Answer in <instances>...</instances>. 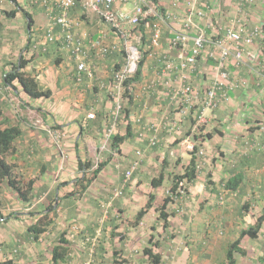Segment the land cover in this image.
Returning <instances> with one entry per match:
<instances>
[{
    "label": "crops",
    "instance_id": "obj_1",
    "mask_svg": "<svg viewBox=\"0 0 264 264\" xmlns=\"http://www.w3.org/2000/svg\"><path fill=\"white\" fill-rule=\"evenodd\" d=\"M1 2L0 127L16 125L20 128L21 134L13 143L9 161L15 164L18 177L33 178L34 184L30 202L20 200L6 182L1 184L0 211L4 219H0V262L10 260V264H36L40 258H44L40 256V253L44 255L42 235L37 241H32L26 230L41 215L40 209L35 213L29 209L35 202L46 198L57 213H51L52 223L43 234L44 241L54 245L62 232L70 241L66 261L60 264H80L77 256L82 254L84 258L86 252L91 259H85L83 264H99V188L96 192H90L93 187L90 186L79 196L78 200L83 204L80 208L73 202V199L77 200L74 197L77 193L72 194V191L77 188L74 181L79 172L78 161L83 162L92 150L102 147L107 140L109 142V137H105L103 132L110 119L109 109H114L117 101V98L110 94L109 86L115 65L120 62L122 64L125 60L124 55L120 53L123 51V40L96 14L77 4L75 8L70 9L69 18L76 21L73 32L82 40L84 56H71L57 43L48 44L46 50L42 51L39 46L33 48L32 45L40 41L43 30L49 24L45 7L38 3L39 1L31 3V0H18L19 5L32 16L33 24L28 29L25 17L20 12L15 18L8 19L5 12L12 9V5L6 0ZM237 3L238 0H211L209 12L221 31L237 16ZM158 4L162 17L152 18L151 22L145 23L141 40L137 43L142 54L140 78L133 82L129 101L126 96L120 99L129 110L124 127L119 126L115 133L124 134L128 124L132 136L120 144L118 152L111 149L112 155L125 156L130 164L138 157L137 152L140 153V164L132 173L127 188V204L132 208L131 216L144 206L149 194L153 195L152 206L140 222L132 226V237L135 240L133 245L139 244L135 235L141 238L147 237L149 233V241L151 233L156 232L157 238L163 237L161 233L166 229L183 235L191 233L194 236L191 249L192 264H223L228 243L233 241L241 230L251 226L264 209V132L258 127L264 121V79L253 76V68H250L263 59L259 50L264 46V42L259 41L258 44L247 48L255 56L250 57L246 64L236 66L230 61L228 65L230 77L245 78L249 83L247 87L228 91L229 99L212 110L200 104L193 107L179 104L181 107H178V104L171 100L169 93L173 88L180 86L179 73L176 70L163 71L162 67L164 60L177 62V50L170 45V39L172 30L178 27L185 3L158 0ZM132 5L133 2L129 1L118 7L130 10ZM250 16L257 23L262 22L260 24L264 26V0H260V4L250 11ZM209 17L199 21L207 33L211 32L205 26ZM156 21L158 37L155 45L151 42L150 24L153 26ZM100 45H114L116 49L110 54L100 56ZM21 56L27 60L23 70L34 76L40 86L49 88L52 91L50 97L32 98L17 81H13L11 85L5 82V75L12 70ZM81 59L85 62L86 70L81 72L80 78L77 79V64ZM215 65L211 60L206 62L202 55V61L197 63L193 70L182 72V76L202 93L204 83L213 77ZM201 70L206 73L205 76L201 74ZM250 79L258 81L251 85ZM174 108L180 110H176L174 116H171ZM92 110L95 111L94 117L88 118ZM33 112H36L41 120H33ZM183 113L190 114L193 121L195 116L201 114L209 124L216 123V120L223 123L224 127L219 126L218 132H213L210 137L207 135L206 139L203 136L198 138L202 140L201 145L204 147L211 141H218V136L222 152L215 156L204 149L206 156L195 158L196 177L191 182L182 181L179 184L177 190L183 189V192L166 206L168 226L164 228L157 209L169 192L170 185L166 184L168 174L163 170L161 184L152 187L151 180L154 176L150 174L160 173L162 167L160 165L159 169L150 168L151 160L148 159V154L150 155L149 151L152 149L158 150L159 153L163 142L172 141L175 135L184 140L183 129L187 123L185 120L189 117L183 116ZM50 125L64 130L66 135L61 144H54L47 135L45 127ZM139 132L143 133L141 138L138 137ZM197 133L199 134V130L192 134ZM152 136L158 141L151 146L148 139ZM176 154H180L176 160L181 162L182 169L187 166L193 155L186 150L177 151ZM163 160L164 156L162 166ZM227 183L233 187H227ZM5 195V200H13L16 203L15 208H19V211H11L12 209L8 208V211L4 212ZM33 199L36 201L31 203ZM60 203L63 204L61 207ZM67 203L74 205L68 207ZM175 205H178L176 210H172L171 207ZM77 208L81 210L78 211ZM168 209H171V212ZM102 217L106 215L103 213ZM27 219L31 221L26 222ZM74 226L77 227L75 231L72 230L75 229ZM86 243L95 246L87 247ZM240 247L245 253H235L238 264H264V222L257 237H242ZM137 251L129 261L122 249L121 257L125 259L124 263L138 264L141 255L146 258L143 249L142 252ZM185 251L181 253L182 258H185ZM43 260L51 261V249Z\"/></svg>",
    "mask_w": 264,
    "mask_h": 264
},
{
    "label": "built area",
    "instance_id": "obj_2",
    "mask_svg": "<svg viewBox=\"0 0 264 264\" xmlns=\"http://www.w3.org/2000/svg\"><path fill=\"white\" fill-rule=\"evenodd\" d=\"M39 1V2H38ZM129 1L133 2L130 10L121 9L118 5L125 4ZM175 3L182 1L185 3L184 12L178 20V27L172 30L170 45L177 50L176 60H164L163 71H178L180 86L173 88L169 95L171 100L177 104H184L188 107L200 104L206 109H215L225 103L228 99V91L234 88L247 87L248 81L245 78L237 76L230 77L231 73L228 69L230 61L236 66H242L248 62L250 57H254L253 53L245 50L259 41L264 42V26L257 24L248 27L246 19L242 16L245 8L252 4V0H238L236 16L230 25L223 28L219 32L208 19L205 24L211 30L208 34L204 27L200 26L199 21L206 18L210 13L211 0H173ZM40 3L45 7L49 24L43 30L40 41L34 42L33 48L46 50L47 45L57 43L61 48L67 50L71 56L81 58L84 56V46L82 40L77 38L73 32L76 21L69 18V11L78 4L85 10L97 15L106 25H108L123 40L124 62L117 68L112 70L111 81L109 86L110 94L117 98L115 101L113 112L110 114L109 122L104 129V136L109 137L114 134L119 124V115L122 110L120 99L126 96L129 100L132 92L133 82L125 83L133 77L137 70L142 54L137 46L141 40V31L139 23L146 17L161 18L160 6L152 0H31V3ZM0 0V7H1ZM178 19V17H177ZM151 22V21H150ZM157 21L150 24L151 26V42L157 44L158 26ZM135 29V30H134ZM57 30V31H56ZM136 31V32H135ZM154 31V33H153ZM134 39L131 43L130 40ZM260 47V46H259ZM116 49L114 45H100L99 55L104 56L110 54ZM260 53L263 59L257 62L254 67H250L254 72V76L264 79V46L260 47ZM202 55L205 61L211 60L216 63L213 77L208 81L209 85L202 91L198 92L190 82H186L182 76V72L193 70L197 63L202 61ZM86 70L83 59L77 64V75L79 79L81 72ZM258 81V79H257ZM264 97V93H263ZM93 113L88 114V118H93ZM192 130H199V125L204 124L206 120L203 115H197L194 118ZM260 130L264 132V121L258 125ZM143 130H145L143 128ZM142 130V131H143ZM49 136L55 144H59L65 137V132L61 128H48ZM193 131V132H194ZM142 132L138 133L141 138ZM200 134L186 135L182 144L187 151L198 158L204 156V147L196 144ZM197 137V138H196ZM193 138V139H192ZM192 140V141H191ZM195 140V141H194ZM157 138L152 136L148 139V143L152 146L157 144ZM264 145V138H263ZM137 158L132 162L130 168L124 173V182L136 170L140 162V153L137 152ZM196 165V164H195ZM200 166V165H199Z\"/></svg>",
    "mask_w": 264,
    "mask_h": 264
},
{
    "label": "rangeland",
    "instance_id": "obj_3",
    "mask_svg": "<svg viewBox=\"0 0 264 264\" xmlns=\"http://www.w3.org/2000/svg\"><path fill=\"white\" fill-rule=\"evenodd\" d=\"M258 3L260 4V0H252V4L249 7L245 8L244 14L242 13V16L246 19V24L248 27H252V26H255L257 24L262 23V22L257 23L255 20H253V17L250 16V11H252V9H254V7L257 6ZM235 14H237V16H238L237 10H235ZM209 16L212 17V15L210 13L207 15V17H209ZM208 19L212 21V23L214 24V26H216V28L218 30L219 26L215 23L214 18L211 19L209 17ZM101 23L102 22L99 21L100 25H102ZM109 29H111V28L109 27ZM218 31L221 32V29H219ZM208 34H211V32ZM130 42L133 43L134 39H131ZM246 51L248 52V49H246L245 52ZM201 74H203L205 76L206 73L201 70ZM202 79L204 80V78H202ZM249 82L251 85H254L257 82V79H250ZM208 85H209V83L206 81L202 87V90L204 91V89ZM121 104L123 106H122V110H121L120 115H119V120H118L119 124H118L116 130L119 129V126H120V128H121V126L124 127V125H125L124 122L127 118V116H126L127 110H129L128 107L126 105H124L122 102H121ZM178 107H181V106L178 104ZM112 110H113V108L109 109L110 114H111ZM176 110L179 111L180 109L174 108L171 116H174V112ZM210 112L212 113L213 111H210ZM90 113H93V115H94L95 111L92 110ZM183 116L189 117L188 120H185V122H187V123H185V127L183 129L185 131L183 137H186L185 134H186V132H188V134L190 135V139H191L192 133L194 131L191 128L194 125L195 121H193V117H191L190 114L186 115L183 113ZM32 117H33V120L36 118H39V116L36 112H33ZM219 126L224 127L223 123L218 122L217 120H216V123L210 122V124H209V123L205 122L204 124H200L199 125V134H200L199 136L200 137L203 136L204 139H206L207 134H209V133L212 134L213 132H218L217 128H219ZM56 127H57L56 125H50V126L45 127L47 135H49V133L47 131L48 128H56ZM103 135H104V132H103ZM50 139L54 143V141L52 140L51 137H50ZM171 140L172 141H169V142H163V146L159 149L160 150L159 153H158V150L156 151V150L152 149V151H149L150 155L148 154V156H149L148 159L151 160L149 163L150 168L154 167V168L159 169L160 165L162 167V157L163 156H164V159L168 160V164L163 169V170H165V172L164 171L163 172L165 174H168V177L166 178V184H168L170 186H171L172 182L176 179V176H179V175L183 174V172H184V169L181 168V162L179 163V161L176 160L177 156H180V154L177 155L176 152L177 151L183 152L184 150H186L184 148V145L182 144L183 138H178L175 135V136H173V138ZM217 140L218 141H216V140L211 141V142H209V144L205 145L204 146L205 151L208 150L209 151L208 153H211L214 155L215 154H217V155L221 154V152H222L221 144H220L221 141H219L218 136H217ZM201 142H202L201 139L195 141L196 144H200ZM61 143H62V141L59 144H61ZM59 144H57V145H59ZM201 147H202V145H201ZM188 152H190V151H188ZM190 153H192V152H190ZM204 155L206 156V154H204ZM7 158L9 160V155L7 156ZM85 160H89L91 163V167L85 169L84 174H85L86 178L91 177V171L96 167V165L99 162L108 160V163L106 164V166L103 167V169L99 172V174L96 176V178L93 179V181L87 187L89 189L90 186L91 187L93 186L90 192H96V189L98 190V188H99V215L101 214L99 216L100 217L99 218V264H118V262H120L121 264H133L131 262L124 263L125 259H123L121 257L122 256V253H121L122 249L125 252V256L127 258H129V261H131L132 256L135 255V252L137 250L142 252V249H143L142 246H146L147 244H149V246L152 248V250L154 252H156V253L160 252V255L162 256L161 264H192L191 249L194 245L193 244V242H194L193 237L194 236L191 235V233H188V234L184 233V235H183L181 233H178V234L174 233V231H172L170 229H166L161 233V236H163V237L157 238L156 232L151 233L154 236L151 242H149L147 240L149 233H148L147 237L144 236L141 238L140 237L138 238L135 235L136 241L139 242V244H138V246H137V244H136V246L133 245V240H134V238L132 237V234H133L132 218L133 217L131 216L132 213L130 211L132 208H129L128 204H127L128 200H129V198H128L129 193H128L127 188H128V182L131 179H128L126 182H124L123 181V179H124L123 175H124V172L129 169L130 165L132 164V162L135 159L132 160V162L130 164V162L128 160H126L125 156L116 157L115 155H112L111 154V148H110L109 142L107 140V142L104 145H102V147H100V148L97 147L96 150H92L91 154L87 155V158L84 159L83 162ZM139 164H140V162H139ZM158 174L159 173H153V174L151 173L150 176L157 177ZM76 176H77V178L82 177L83 172L79 171ZM27 180L28 179H24L25 182ZM123 184H124V186H123ZM77 189H75V191ZM186 190H187V188H186ZM15 195H17V194L15 193ZM185 196H186V193H185ZM74 197H76L77 200L73 199V202H75V204H77L79 208L82 207L83 204H80L81 201L78 200L79 199L78 195H74ZM5 199H6V195L4 196V203H3V207L5 209L4 212L8 211L7 210L8 208H11L12 209L11 211H15V210L19 211L20 210L19 208H15L16 203L13 200H12V202H7ZM35 201L36 200L33 199V201H31V203H33ZM48 202H49V200L44 198L43 201H41V202H39V201L35 202V204L33 206L30 204L32 206V208H30L29 210L32 213L38 212V209H40L39 211H42L47 206H50V204H48ZM67 204H68V207H72L74 205L73 203H67ZM12 205H14V206H12ZM62 205L63 204L60 203V207ZM177 206L178 205L172 206L171 209L176 210ZM79 208H77V210ZM171 209H168V210L171 212ZM80 210L81 209H79L78 211H80ZM53 211H54V213H57V210L54 209ZM103 213L106 215V217H102ZM52 215L53 214H49V217L51 218ZM108 219H110V220L113 219V220L110 221ZM80 220H81V218H80ZM29 221H31V219L26 220V222H29ZM76 223L79 225L81 224L79 222H76ZM115 226H117V227H115ZM74 227H75V229L72 228V230L73 231L77 230V227L76 226H74ZM112 232L116 233L117 235L111 236L110 234ZM175 234H177V236H175ZM41 238L43 239V242H41V243H42V248H43L42 250L44 251V255H43V253H40V256H43L45 258L49 255V249H51V246L53 244L45 242L43 234H42ZM155 243L157 244L156 246L154 245ZM87 244L88 243H86V245ZM90 246H95V244L94 245H92V244L87 245V247H90ZM183 251L186 252V253H184L185 258L181 257V253H183ZM222 251H224L223 247H222ZM118 252H120V253H118ZM85 255L86 256L84 258H82V254H79L77 256V260L80 262V264L82 262H85L86 261L85 259H91L89 257V253L87 254V252H86ZM142 256L143 255H141L139 257V263L138 264H151V262L149 261V259L147 257L143 258ZM44 258H42V259L40 258V261H38L39 264H49L50 262H52L49 260H47L49 262L44 261L43 260ZM38 262L36 264H38Z\"/></svg>",
    "mask_w": 264,
    "mask_h": 264
},
{
    "label": "trees",
    "instance_id": "obj_4",
    "mask_svg": "<svg viewBox=\"0 0 264 264\" xmlns=\"http://www.w3.org/2000/svg\"><path fill=\"white\" fill-rule=\"evenodd\" d=\"M9 4L12 5V9L6 11V16L8 19H13L16 15L20 12L25 17L26 28L30 29L33 24L32 16L29 12L25 11L23 7H21L18 3V0H6ZM153 3L158 5V0H152ZM78 4V3H77ZM80 5V4H79ZM77 6V5H76ZM75 6V7H76ZM73 7V8H75ZM151 17H146L139 23V30L143 31L145 27V23L147 21H151ZM1 27V26H0ZM122 55H125L124 51L120 52ZM27 63L22 56L17 60V62L13 65L12 70L5 75V82L8 85H11L13 81H17L20 87L24 90V92L32 98H41V97H50L52 91L49 88H43L40 86L34 76L30 73L25 72L23 69ZM121 62L115 65V68L119 67ZM141 65H142V58L139 61L137 70L135 71L133 77L130 80H127L125 83H130L134 81H138L141 74ZM131 97V95H130ZM129 101V100H128ZM127 116V115H126ZM0 117H2V110L0 109ZM21 130L18 126L12 125L7 126L4 128L0 127V210L2 206L1 201V184L6 182L12 190L17 194L20 200L23 202H30L33 198V184L34 179L30 178L26 182L22 177H18L15 173V164L8 160L7 156L12 153L13 150V143L15 140L20 136ZM209 137L211 134H207ZM132 136V132L130 129V125L127 124L126 131L124 134L114 133L109 136V145L112 150L116 152L119 151V146L121 143L126 141L128 138ZM110 159V158H109ZM108 159V160H109ZM108 160L99 162L96 167L91 171V177H85V169L91 167V163L89 160H85L82 162L81 160L78 161L79 171L83 172V176L77 178L74 182L77 185V190L72 192L74 194L77 193L78 197L82 195V193L87 189L93 179L96 178L98 173L106 166ZM168 164V160H163L162 171L157 175V177H153L151 180L152 187H158L164 177L163 169ZM196 177V165H195V156L192 155L189 163L184 168L183 174L176 176V179L172 182L169 188V194L165 195L162 205L157 209L159 213V218L163 220V227L166 228L168 226V214L165 210L168 203L173 199V196H177V189L180 183L183 180L186 182H191ZM227 187H233V185L229 186V183L226 184ZM153 195H148V200L144 204L142 208L138 210V212L133 216L132 223L133 225H137L140 220L142 219L143 215L146 211L152 206ZM53 206L45 208L44 210L40 211L41 215L36 218L34 222H32L27 227V234L32 239V241H37L39 237L44 234L47 229L50 227L52 220L49 217V214L54 213ZM0 219L3 218V214L0 211ZM111 219L110 221H112ZM264 222V209L260 213L259 216L256 217L255 222L246 229H243L239 232L238 236L228 243L225 248L224 254V262L223 264H238L235 253L244 254L245 251L240 247V241L242 237L249 236L250 238L257 237V234ZM117 227V226H115ZM65 233H60L58 235L57 241L51 248V261L53 264H60L66 261L67 253L69 250L70 241L64 237ZM111 236L117 235L116 233H111ZM84 239V238H83ZM90 239H92L90 237ZM153 236L151 235L149 238V242H151ZM154 245H157L156 243ZM144 255L149 259L151 264H160L161 263V255L156 253L152 250L150 246L143 247ZM11 261L7 260L4 262H0V264H10ZM118 264H121L118 262Z\"/></svg>",
    "mask_w": 264,
    "mask_h": 264
},
{
    "label": "clouds",
    "instance_id": "obj_5",
    "mask_svg": "<svg viewBox=\"0 0 264 264\" xmlns=\"http://www.w3.org/2000/svg\"><path fill=\"white\" fill-rule=\"evenodd\" d=\"M195 164H196V163H195ZM129 168H130V167H129ZM134 171H135V170H134ZM134 171H133V172H134ZM133 172H132V173H133ZM124 173H125V172H124ZM131 175H132V174H131ZM123 177H124V175H123ZM130 178H131V176L129 177V179H130ZM123 181H124V179H123ZM183 182H186V181L183 180ZM123 186H124V184H123ZM176 192H177V194H179V193L183 192V189H179V190H177ZM167 193H168V192H167ZM167 195H170V194L168 193ZM172 197H173V199H175L176 196H173V195H172Z\"/></svg>",
    "mask_w": 264,
    "mask_h": 264
}]
</instances>
